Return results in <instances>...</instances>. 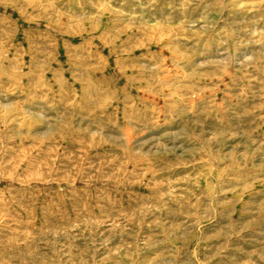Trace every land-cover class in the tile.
Listing matches in <instances>:
<instances>
[{
	"label": "rangeland",
	"instance_id": "rangeland-1",
	"mask_svg": "<svg viewBox=\"0 0 264 264\" xmlns=\"http://www.w3.org/2000/svg\"><path fill=\"white\" fill-rule=\"evenodd\" d=\"M0 264H264V0H0Z\"/></svg>",
	"mask_w": 264,
	"mask_h": 264
}]
</instances>
